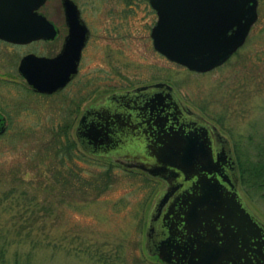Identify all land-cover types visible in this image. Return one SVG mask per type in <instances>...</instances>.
<instances>
[{"label":"rangeland","instance_id":"rangeland-1","mask_svg":"<svg viewBox=\"0 0 264 264\" xmlns=\"http://www.w3.org/2000/svg\"><path fill=\"white\" fill-rule=\"evenodd\" d=\"M79 4L92 29L78 72L52 93L34 90L17 69L21 52L46 51L49 42L0 41V113L6 123L0 129V223L9 222L11 199L5 192L15 186L26 196L20 198V208L27 212L35 208L43 228L31 264H163L144 245L148 209L163 179L123 166L112 154L93 155L77 141L85 153V158H76L83 172L104 168L91 159L96 156L111 162L110 181L104 188L88 186L81 192L50 188L47 182L53 171L46 170L51 161L47 145L55 138L54 128L68 120L74 135L73 124L85 103L154 80L169 82L183 101L214 121L228 135L234 153L238 143L251 145L264 135V0H258V17L245 40L222 63L206 70L191 69L154 47L150 27L156 13L148 0H79ZM39 9L63 24L60 0H45ZM240 189L264 219V196L248 195L241 183ZM43 204L49 213H44ZM15 247L25 250L30 242H11L6 255L12 257Z\"/></svg>","mask_w":264,"mask_h":264},{"label":"water","instance_id":"water-1","mask_svg":"<svg viewBox=\"0 0 264 264\" xmlns=\"http://www.w3.org/2000/svg\"><path fill=\"white\" fill-rule=\"evenodd\" d=\"M44 1L0 0V36L27 40L53 34L52 20L38 10ZM64 2L67 7L71 3L76 7L73 0ZM150 3L157 12L150 30L155 48L196 70L223 62L245 40L258 16V0H150ZM68 17L71 18L69 10ZM80 25L82 31L78 33L73 27L59 54L28 52L21 57L19 69L28 82L47 91L67 82L77 70L85 37V26ZM153 89L156 95L162 90L158 102L165 97L170 99L176 112L174 117L158 114L152 118L155 113L146 117L149 111L145 106L156 107V100L139 103ZM104 95L89 102L78 118L75 133L81 146L90 152L121 157L119 160L125 164L137 165L168 182L149 209L146 249L157 251L164 264H181V255L189 264H261L258 258L250 256L247 244H239L241 240L247 243L261 224L264 227V219L239 191L238 163L228 135L180 99L166 81L139 84ZM146 120L150 126L165 127L156 135V126L154 132L149 131ZM182 186L189 189L180 194L183 214L176 216L185 219L192 235L182 242H173L176 238L166 226L172 229L176 222L170 223L167 204L174 205L176 199L169 198ZM216 222L222 230L219 235L214 228ZM173 247L181 253L176 259L171 257Z\"/></svg>","mask_w":264,"mask_h":264},{"label":"trees","instance_id":"trees-1","mask_svg":"<svg viewBox=\"0 0 264 264\" xmlns=\"http://www.w3.org/2000/svg\"><path fill=\"white\" fill-rule=\"evenodd\" d=\"M70 126L71 123L68 120L58 125V128H54L55 138L47 145L51 161L49 169L46 168V170L53 171V175H50L47 184L50 188L61 186L63 191L65 189L64 192H67L68 188L79 192L85 191L88 186L92 189L104 188L112 176L111 162L104 161L96 156L92 157L91 159L97 164H104V168L91 172V174L84 173L82 165L76 158H85V153L83 150L78 149L77 140L71 133ZM250 138L252 139V136ZM252 142V146L249 143L243 145L238 143L239 147L235 145V156L238 168H240V183L248 195L258 192L264 196V135ZM72 156L74 158L71 160ZM39 175H42V173ZM16 190L15 186H10L7 187V192H5L7 198L10 197L11 199L9 202H15L17 207L7 203V220L9 222H7V225L0 223V264H31L34 247L43 240L42 237L38 236L40 229L43 230V228L38 224L36 209L31 208L28 212L25 208L21 209L20 198H26V196L23 190H20L21 193ZM42 206L45 209L44 213L50 212L46 204ZM13 241L18 243L29 241L30 247L25 250L15 247L12 257H10L6 255V250ZM140 263L142 264V262ZM150 264L156 263L152 262Z\"/></svg>","mask_w":264,"mask_h":264},{"label":"flooded vegetation","instance_id":"flooded-vegetation-1","mask_svg":"<svg viewBox=\"0 0 264 264\" xmlns=\"http://www.w3.org/2000/svg\"><path fill=\"white\" fill-rule=\"evenodd\" d=\"M61 1V4H62V12H63V24H59L57 23L55 20L50 19L52 20L53 24H54V27H55V32L51 35H47V36H37V37H32V38H29L27 40H13V39H9V38H6V37H2L0 36V41H4V42H7V43H15V44H26V43H29V42H32V41H41V42H49L47 43V50L46 51H37L35 49H29V50H25L23 52H21L17 58V69L18 71H20L19 69V62H20V59L21 57L28 53V52H34L36 54H39V55H47V56H54V55H57L61 52V50L63 49V46H64V43L67 39V36L68 34L71 32L72 28L74 27L76 29V31L79 33L82 31V26L80 24H84L85 26V37H84V41L82 43V46L80 48V51H79V54H78V59H77V70L75 72H73L70 76V78L67 80V82H69L75 75H76V72H78L79 68H80V62H81V59H82V56L84 55V47L87 43V40H88V37H89V34L91 32V29H92V22L90 21V19L88 17H86L82 11V7L81 5L79 4V0H73L75 3H76V7L74 6V4H69V7H67L66 3L64 2L65 0H60ZM96 1H100V0H96ZM149 3H150V0H148ZM151 4V3H150ZM153 7V6H152ZM154 8V7H153ZM68 10H69V14H70V17H68ZM155 10V13H156V9L154 8ZM77 11H78V14H77ZM76 15H77V18H78V21L76 20ZM156 17H157V13H156ZM156 20V18H155ZM154 23V22H153ZM152 23V24H153ZM74 26H73V25ZM72 25V26H71ZM151 28V27H150ZM58 36H61L60 40H57V38H59ZM20 73L24 76V74L20 71ZM25 77V76H24ZM26 79V77H25ZM27 80V79H26ZM154 81H159V80H154ZM154 81H150V82H145V83H151V82H154ZM161 81H165V80H161ZM28 82V80H27ZM66 82V83H67ZM167 82V81H166ZM31 87L40 92V93H52L54 91H56L57 89H60L61 87H63L65 84H63L62 86H59L57 88H55L54 90H51V91H47V90H40V89H37L32 83L28 82ZM145 83H141V84H145ZM169 83V82H168ZM139 84L137 85H134L132 87H127V88H122V89H118V90H127V89H131L135 86H138ZM156 89H153L152 91L150 90L149 93H146L145 94V97L143 98L142 102L139 103V105H143L145 102H150L152 100H156L155 102V106L154 108H151V105L148 104L149 106H145V107H148V113L146 115V117H148V115L150 116L151 113H155V115L152 117L154 118L156 115H164V116H173V114L175 112V109L172 108L171 106V103H170V99L168 97H165L164 99L161 100V102H158V99H157V96H160L161 95V91L160 90L158 93V95H156L157 92H154ZM114 91H117V90H112V91H109L107 93H105V95H108L110 94L111 92H114ZM163 94V93H162ZM104 95V96H105ZM178 95V94H177ZM110 96V95H109ZM179 96V95H178ZM179 98L181 99V97L179 96ZM91 102V101H89ZM88 102V103H89ZM88 103H85L81 110H80V113H79V116L83 110V108L88 104ZM142 108H137V110H140L141 111ZM151 109L155 110V111H152ZM173 109V110H172ZM143 110V109H142ZM198 110V109H197ZM170 111H172V113H170ZM199 111V110H198ZM0 116H1V121H0V127L3 126L5 127L6 126V123L4 122L5 121V117L2 113H0ZM78 116V118H79ZM78 118L76 119L75 123L73 124V128H74V135H76L75 133V127H76V124H77V121H78ZM147 122V120H146ZM167 124V123H166ZM165 124V125H166ZM146 126L148 125V129L149 131H152L154 132V127L156 126L157 130H156V135L159 133V130L160 128H163L165 126H160V125H154V126H150V122H147L145 124ZM71 126H72V123H71ZM77 138V137H76ZM77 141L79 142V140L77 139ZM80 143V142H79ZM81 145V144H80ZM233 148V147H232ZM85 149V148H84ZM85 151H88L85 149ZM234 151V150H233ZM90 152V151H88ZM235 154V153H234ZM115 160L119 163H121L123 166H126V167H138V168H141L137 165H130L128 166L127 164H125L124 162H122L121 160V157H119L118 159V156L116 155H112ZM236 157V156H235ZM237 160V159H236ZM143 169V168H141ZM145 170V169H143ZM239 170V168H238ZM147 171V170H146ZM149 172V171H148ZM152 174V173H151ZM156 176H159V175H156ZM161 177V176H159ZM161 179H163L164 181V185L162 187H160L156 193L154 194L153 196V199L150 203V206H149V209L151 207V205L153 204L154 202V199H155V196L161 191L165 190V188H167L168 186V182L163 178L161 177ZM197 179V178H196ZM196 179L194 180L195 183H196ZM237 185H238V188H239V191L241 193V189H240V174H239V177H238V180H237ZM186 186V185H185ZM185 186H182L180 189H178L176 192L173 193V195L171 196V198H169V200L171 201L173 198L176 199L174 205L173 204H167L169 207L167 208L170 209V215H171V219H170V223L172 221H175V225L172 227V229L169 228V226L167 225L166 226V229L167 231H172V235L176 238V240H174L173 242H182L186 239H188V237L190 235H192V232H189L187 227H186V222H185V219H179L178 216L176 215H181L183 214L182 211L180 210V207L181 205L183 204L181 202V199L183 198L182 195L180 194H185V192L187 191V189L189 188H185ZM191 186L190 185V189H191ZM185 189V190H184ZM184 190V191H182ZM182 191V192H181ZM181 192V193H180ZM177 195V196H176ZM241 195L243 196V194L241 193ZM244 198V197H243ZM245 199V198H244ZM248 203V202H247ZM249 204V203H248ZM185 206V204H184ZM250 206V204H249ZM252 208V207H251ZM149 209H148V213H147V217H146V221H145V228H146V225H147V220H148V216H149ZM253 209V208H252ZM261 217V216H260ZM262 218V217H261ZM263 219V218H262ZM260 225V224H259ZM214 228L217 229V232H218V235L221 234L222 230L220 229V224L219 222H216L214 223ZM201 231L204 232V229L201 228ZM239 244H243V245H246L247 244V251L248 253L250 254V256H252V258L254 260H256L257 258L261 261V264H264V227L263 225L261 224L260 227H258L257 229V232L253 235H251V237H249L247 243H243V241H239ZM144 245H145V233H144ZM145 248H146V245H145ZM148 250V249H147ZM149 251V250H148ZM150 252V251H149ZM151 253H156L158 256V252L155 251V252H151ZM171 257L173 259H176L178 258L179 255H181L180 252L177 253L176 249L173 247L171 248ZM159 258L161 259L162 263L164 264L162 258L159 256ZM181 260V264H186L188 263L187 262V259L185 257H183L182 255L180 256L179 258ZM189 264V263H188Z\"/></svg>","mask_w":264,"mask_h":264},{"label":"bare ground","instance_id":"bare-ground-1","mask_svg":"<svg viewBox=\"0 0 264 264\" xmlns=\"http://www.w3.org/2000/svg\"><path fill=\"white\" fill-rule=\"evenodd\" d=\"M240 169V168H239Z\"/></svg>","mask_w":264,"mask_h":264}]
</instances>
